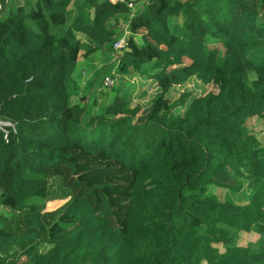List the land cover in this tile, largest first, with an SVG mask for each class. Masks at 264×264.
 <instances>
[{
  "label": "trees",
  "instance_id": "obj_1",
  "mask_svg": "<svg viewBox=\"0 0 264 264\" xmlns=\"http://www.w3.org/2000/svg\"><path fill=\"white\" fill-rule=\"evenodd\" d=\"M98 51L111 68L80 105ZM0 121V264H264V0L4 8Z\"/></svg>",
  "mask_w": 264,
  "mask_h": 264
},
{
  "label": "rangeland",
  "instance_id": "obj_2",
  "mask_svg": "<svg viewBox=\"0 0 264 264\" xmlns=\"http://www.w3.org/2000/svg\"><path fill=\"white\" fill-rule=\"evenodd\" d=\"M25 0H6V5H3V8L1 11L4 10V8H12L16 9L20 4H23ZM200 7L204 8L206 6V3L202 2L198 4ZM124 35H127L125 33ZM150 65L145 66V68H149ZM111 68V61L106 59L100 51L96 52L92 56H90L88 59L82 61L77 68V74H79V77H76L74 81L71 83V90H72V99L75 103H79L80 105L91 104L92 99H88L87 101H84L82 99L83 95L88 96L90 92H92V88H97V80L100 79L105 72ZM115 68H113L114 70ZM88 84L90 86H88ZM121 86L124 90H135L137 88V85L133 82H125L120 78L118 75L115 79V84L113 86ZM104 96L101 97V103L106 104L111 100L110 97V91L111 88L103 89ZM172 99L175 100L179 97L180 92L177 90H173L172 93ZM76 114L79 113V109L75 110ZM145 117V114L142 116V119ZM250 127L254 128L257 137L261 142H264V130L257 127L256 124L250 123ZM251 192L250 190L244 188L238 193H234L231 191H222L221 196L223 199H231L234 200L237 203H245L248 201L249 196ZM66 199H54L47 203L46 209L47 210H55L58 207H60ZM0 211L8 213L2 206H0ZM257 233L252 232L250 234L247 233H241L238 234V237L236 238V241L238 244L247 245L250 244L254 238H256Z\"/></svg>",
  "mask_w": 264,
  "mask_h": 264
},
{
  "label": "built area",
  "instance_id": "obj_3",
  "mask_svg": "<svg viewBox=\"0 0 264 264\" xmlns=\"http://www.w3.org/2000/svg\"><path fill=\"white\" fill-rule=\"evenodd\" d=\"M2 8H3V3L0 0V10ZM127 38H128L127 35H122L118 40H116L114 43L115 50L119 51L120 49H122L127 44ZM116 57H118L117 54ZM113 83H114V79L110 75L106 76L103 80V84L106 87L111 86ZM0 125L3 126V125H11V124L9 122L0 121Z\"/></svg>",
  "mask_w": 264,
  "mask_h": 264
},
{
  "label": "crops",
  "instance_id": "obj_4",
  "mask_svg": "<svg viewBox=\"0 0 264 264\" xmlns=\"http://www.w3.org/2000/svg\"><path fill=\"white\" fill-rule=\"evenodd\" d=\"M76 77H79V74H77Z\"/></svg>",
  "mask_w": 264,
  "mask_h": 264
}]
</instances>
